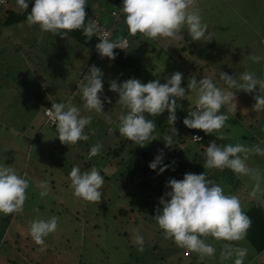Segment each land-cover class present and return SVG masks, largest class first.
Segmentation results:
<instances>
[{"label":"rangeland","instance_id":"rangeland-1","mask_svg":"<svg viewBox=\"0 0 264 264\" xmlns=\"http://www.w3.org/2000/svg\"><path fill=\"white\" fill-rule=\"evenodd\" d=\"M88 2L96 18L111 28L114 18L109 11L113 2ZM195 7L207 25L209 41L185 42L184 37L188 34L183 28L179 33L181 39L152 40L137 32L130 38L129 50L151 68L161 83L174 71L182 74L181 86H185L191 77L199 80L201 76H215L217 70L234 76L248 71L257 77L261 74L260 79H264V46L260 43L264 34V0H195ZM118 20L125 25L122 18ZM111 29L116 28L112 26ZM117 31L121 29L117 28ZM182 44H186L184 49ZM189 49L193 54L187 53ZM31 56L39 60L34 67ZM252 56L261 59L253 62ZM90 65L99 67L103 73V95L109 98V102L103 104L102 113L86 112L79 99L77 85ZM41 69L46 79L41 85L47 97L71 102L81 109V115L92 116L84 129L88 134L86 141L78 140L68 146L61 144L54 136L55 129L44 124L43 111L36 110L34 105H38V99L31 92H22L21 85L26 91L34 86L42 76ZM127 78L116 64L98 54L92 55L89 49L78 45L69 36H52L41 32L35 24L29 26L25 20L0 27V125L7 126V132L0 139V163L7 164L28 180L22 211L0 215V264H167L164 260L169 254V264H232L231 259H219L225 242L212 238H205L216 249L211 258L199 259L191 251L188 256H183L182 248L170 238H164L151 216L154 208L159 207L157 198L136 213L141 219L140 225H134L127 216L117 214V210L130 206V197L136 195L141 200L142 190L135 182L137 172L129 171L126 164L108 167L104 160L102 163L100 154L86 159V152L97 142L104 149L121 141L116 129L113 133L108 131L114 128L123 111L115 104L117 93L108 89V83ZM185 91L188 92L187 88ZM192 95L190 92L189 96ZM248 95L243 91L235 92L236 111L233 115L228 113L229 118L219 130L224 139H217L215 134H204L207 141L264 147L260 143L264 141L263 113H259L257 123L241 120V113L246 109L249 111L253 103L252 93ZM5 100L14 107L3 109ZM187 102L192 107L191 101ZM220 111L226 112L227 109L221 108ZM105 114L111 117V123L105 122ZM245 163L260 171L264 186V156L250 154ZM73 165H78L82 171L94 166L102 176H109L110 186L103 183L102 198L97 204L73 195L68 179ZM190 169L191 173L204 171L206 177H213L225 194L237 196L243 211L256 201L249 196L253 181L247 176H237L225 169L216 179L219 170L204 169L197 161ZM209 172L212 174L208 175ZM40 181H46L45 196L39 195L37 184ZM134 209L137 210L135 206ZM53 215L57 217L56 230L44 238L43 245H36L28 235V222ZM8 221L10 230L16 228L18 232L1 236L4 223ZM133 229L144 238L142 251L132 243ZM230 243L247 248L243 264H264V249L257 253L246 238ZM160 256L164 259L161 260Z\"/></svg>","mask_w":264,"mask_h":264},{"label":"clouds","instance_id":"clouds-1","mask_svg":"<svg viewBox=\"0 0 264 264\" xmlns=\"http://www.w3.org/2000/svg\"><path fill=\"white\" fill-rule=\"evenodd\" d=\"M30 2L29 8V0H15L18 11L25 14L29 26L35 24L41 32L61 37L72 30H81L86 40L98 34L99 39L94 48L99 57H106L109 61L116 56L113 49H123L119 41L108 39L107 33L101 32L94 20L85 21L87 0ZM119 9L124 15L129 35L139 32L152 40L181 39L179 33L183 28L192 41L210 40L207 25L202 22L195 0H120ZM260 59L259 56L251 57L253 62ZM102 77L101 69L90 65L77 85L82 107L88 113L104 112L103 104L109 102V98L103 95ZM219 79L224 84L223 88L208 76H201L199 80L191 77L185 86H181L182 74L179 71L164 77L163 83L158 82V79L141 82L132 77L120 82L111 80L108 89L117 93L115 104L123 111L117 117L116 127L108 131L113 133V129H116L119 137L144 147L156 138L153 135L155 123L152 119H146L145 114L154 117L166 112L171 129L170 134L164 135L162 140L165 147H170L176 131L173 127L175 110L178 100L184 99L190 100L192 107L182 118V124L189 129H199L204 134H215L217 139H224L219 130L229 118L228 113L233 115L236 111V91L252 93V110H264V95L256 94L264 91V79H258L248 71L236 76L220 71ZM190 92L192 96H189ZM47 99L51 101L50 107L46 108L47 122L54 126V136L59 142L68 146L76 144L78 140L86 141L88 134L84 129L90 124L92 116L81 115V109L71 102L54 100L51 96ZM222 107L227 111L221 112ZM104 119L106 123H111L109 115L105 114ZM192 136L193 139H200L197 135ZM260 143L264 144V141ZM100 152L101 144H92L86 159ZM250 154L264 156V147L260 144L249 147L240 143L209 141L203 149L202 166L204 169L220 171L227 169L237 176L249 177L253 181L250 198L264 204L261 173L245 163ZM162 161L161 149L147 167L159 174L169 167ZM68 179L74 196L96 204L101 200L104 178L96 167L82 171L78 165H73L68 172ZM27 187V179L7 164L0 163V215L22 211ZM37 187L40 188V196L47 195L46 181L38 182ZM165 188L166 191L157 198L159 207H155L151 215L164 238H170L179 248L196 253L199 259L211 258L216 252L205 238L224 241L219 259H231L232 264H243L247 248L230 242L243 240L251 221L242 210L237 196L225 194L219 184L206 177L204 171L185 172L180 179L170 177L165 181ZM56 228L55 215L47 219H32L28 222V235L36 245H43L44 238ZM132 243L137 246V250H143L144 238L136 229H133Z\"/></svg>","mask_w":264,"mask_h":264},{"label":"trees","instance_id":"trees-1","mask_svg":"<svg viewBox=\"0 0 264 264\" xmlns=\"http://www.w3.org/2000/svg\"><path fill=\"white\" fill-rule=\"evenodd\" d=\"M103 1L113 2V6L109 12H110L111 17L114 18L112 20V23H113L112 26L113 28H116V29H111L110 27L103 25L97 19L96 16L94 15V11L91 9V4L89 2L85 4V13H86L85 21L87 22L88 20H93V19L96 20L101 26H103L104 28L110 31L111 40H119L121 38L127 39L128 44L125 48L113 49V51L116 53V56L114 59L111 60V62L116 64V66L119 67L120 71L123 74L127 75L128 77L139 79L141 82H144L150 79H158L156 75L153 73V71L151 70V68L147 67L142 62V60H140L135 55V53H132L129 50L131 46L130 38L132 35L128 34L126 25H121L118 20L120 18L124 20V15L120 12V9H119L120 0H102V2ZM28 7L29 8L31 7L30 0H29ZM112 11H114V14L111 13ZM24 20H25V14L20 13L18 11L15 0H0V27L13 25L15 23H20ZM117 28H120L121 31H117ZM66 36L73 38L78 43V45L86 49H89L92 52V55L97 54L94 46H95V43L98 42L99 38L95 34L91 38L86 40L85 37L82 35L81 30H72L68 32ZM184 38H186L185 42L190 40V37L188 36H185ZM263 39H264V34L260 37V43L262 46H264ZM15 42L17 45L20 46L19 40H16ZM185 45L186 44H182L181 48L184 49ZM187 53L193 54L191 49H189ZM38 61L39 60H36V58L32 57L30 61L32 63V67L36 66V63ZM42 70L43 69H41L40 71L42 76L38 77L36 83L34 84L32 88L26 91L24 90L23 85H21V90L24 93L31 92L34 98L38 99V103H36L38 105H34L37 107L36 110H41L44 112L45 108L50 107L51 101L47 99L48 97L46 95V92L43 90L42 88L43 86L41 85V82L46 80L43 78L44 71ZM219 73L220 71L217 70V72H215V76L208 75V77L211 78L217 86L223 88L224 84L219 79ZM259 75L261 74H258V77L256 75L258 79H260ZM158 82H160L159 79H158ZM5 83L8 88L10 85L8 79L7 81H5ZM236 92H239V91H236ZM244 94L248 95V93H244ZM256 94L264 95V91H260ZM248 100L250 101V98ZM4 102L6 104L3 105V109L14 107V105H12L11 103H7L6 100ZM253 103H254V100H253ZM190 108L191 106L187 102V100H184V99L178 100V105L175 110L176 120L173 123V127L175 128L176 131H175V135L172 137V146L170 147H165L164 142L162 140V137L164 135L170 134V129H171V125L167 122V113L164 112L154 117L148 116L147 114H145L146 119H152L155 123L153 135L156 138L151 140L144 147L133 145L132 142L120 137L121 141H119L117 144H114L113 145L114 147L111 148L110 146H108L107 148L101 149L102 150L100 152V157L102 158L101 161L103 163V160H104L105 164H107L108 167L113 166V165L123 166L126 164L129 171L133 170L137 172L138 178L135 180V182L137 183L139 188L142 190V192H140V194L142 195L141 200L137 198L136 195H134L130 197L129 207L122 208L116 211L117 214L120 216H123V215L124 217L127 216L128 220L131 221L134 225H140L139 221L141 220V219L139 220V216L136 213H139V211H141V209L144 208L146 204H148L151 201L156 200V198L160 197L162 193L166 191L165 181L168 178L171 177L175 179H180L182 178L183 173L190 172L191 170L190 166L193 164H196V161L199 163L200 166H202L203 164V161H204L203 149L209 141H207L204 133L201 130L189 129L186 126H184L181 122L182 118L186 115V112ZM222 108H225V107H222ZM249 108H250L249 111L246 109L243 113H241V115L243 116L241 120L243 121V119H245L249 123H253V122L257 123V118L261 116L259 115V113H263L264 115V110L255 112L252 110L251 106ZM43 116H44V113H43ZM12 117H15V116H12ZM117 123L118 121L115 122L114 128L116 127ZM44 124H47L48 126L54 128V126L46 122V119L44 120ZM6 128L7 126L0 125V139H1V136L5 134V132H7ZM193 133L199 134L200 139H193V136H192ZM118 136H119V133H118ZM28 140H30V138ZM161 149L163 150V161L162 162L165 164H168L169 167L166 168L163 172H160L159 174H157L154 170H150L147 167V165L153 159V157L157 154L158 150H161ZM87 152H86V155H87ZM119 154H122V155L117 160H115L114 159L115 156ZM157 167H159V165ZM211 173L212 172H209V174ZM220 174H221V171L219 170L218 173L215 175L216 179L219 177ZM103 178H104V183L109 184L110 186L111 182L108 179L109 176L103 175ZM127 191L129 192V190ZM134 206L137 208V210L134 209ZM244 212L251 221L250 226L247 229L245 238L247 239L249 244L252 246V248L257 253H260L264 249V206L261 203L254 201L251 204V206ZM131 214L132 216L130 218L129 215ZM9 222L10 221H8L7 223H4V226L1 231V236L6 233L8 234V232H11L12 234H17L18 231L16 230V228H13L14 230L12 231L10 230L11 228H9ZM68 246H70L69 242H68ZM189 254H190L189 250L184 249L183 251V248H182L183 256H188ZM169 255L166 256V260H164V263L169 264L167 260L168 259L167 257H169ZM160 258L161 260L164 259V257H161V256ZM154 261L156 262L155 259Z\"/></svg>","mask_w":264,"mask_h":264},{"label":"built area","instance_id":"built-area-1","mask_svg":"<svg viewBox=\"0 0 264 264\" xmlns=\"http://www.w3.org/2000/svg\"><path fill=\"white\" fill-rule=\"evenodd\" d=\"M111 13L114 14V11H112ZM93 20H94V19H93ZM94 21H95V22L97 23V25L99 26L101 32H103V33H107V38L111 40V34H110V31H109L108 29L104 28L103 26H101L96 20H94ZM95 35L99 38L98 34H95ZM114 41H119V42L121 43V47H122V48H125V47L127 46V44H128L126 38H121V39H119V40H114ZM263 41H264V39H263ZM46 112H47V109L45 108L43 113H44V116H45L44 118L46 119V122H47ZM49 124H50V123H49ZM193 135H197V136L200 137V135L197 134V133H193Z\"/></svg>","mask_w":264,"mask_h":264},{"label":"crops","instance_id":"crops-1","mask_svg":"<svg viewBox=\"0 0 264 264\" xmlns=\"http://www.w3.org/2000/svg\"><path fill=\"white\" fill-rule=\"evenodd\" d=\"M111 28H112V25H111ZM211 174H212V173H211ZM209 175H210V174H209ZM209 178L212 179L213 177H210V176H209Z\"/></svg>","mask_w":264,"mask_h":264}]
</instances>
